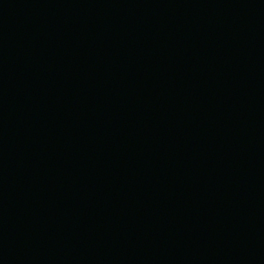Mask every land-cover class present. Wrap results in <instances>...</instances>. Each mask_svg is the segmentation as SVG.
I'll use <instances>...</instances> for the list:
<instances>
[{"label":"water","instance_id":"95a60500","mask_svg":"<svg viewBox=\"0 0 264 264\" xmlns=\"http://www.w3.org/2000/svg\"><path fill=\"white\" fill-rule=\"evenodd\" d=\"M0 264H264V0H0Z\"/></svg>","mask_w":264,"mask_h":264}]
</instances>
